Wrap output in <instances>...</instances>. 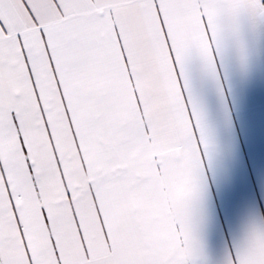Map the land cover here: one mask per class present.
Here are the masks:
<instances>
[{
    "label": "snow or ice",
    "instance_id": "snow-or-ice-1",
    "mask_svg": "<svg viewBox=\"0 0 264 264\" xmlns=\"http://www.w3.org/2000/svg\"><path fill=\"white\" fill-rule=\"evenodd\" d=\"M0 264H264V0H0Z\"/></svg>",
    "mask_w": 264,
    "mask_h": 264
}]
</instances>
